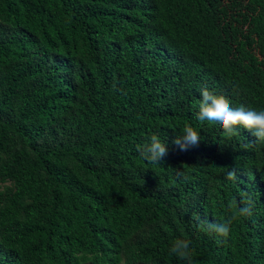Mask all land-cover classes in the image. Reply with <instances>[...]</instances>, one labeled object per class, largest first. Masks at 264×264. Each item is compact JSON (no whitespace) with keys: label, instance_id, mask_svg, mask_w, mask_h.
I'll use <instances>...</instances> for the list:
<instances>
[{"label":"trees","instance_id":"1","mask_svg":"<svg viewBox=\"0 0 264 264\" xmlns=\"http://www.w3.org/2000/svg\"><path fill=\"white\" fill-rule=\"evenodd\" d=\"M204 87L264 110V0H0V264H264V139L197 120Z\"/></svg>","mask_w":264,"mask_h":264},{"label":"clouds","instance_id":"2","mask_svg":"<svg viewBox=\"0 0 264 264\" xmlns=\"http://www.w3.org/2000/svg\"><path fill=\"white\" fill-rule=\"evenodd\" d=\"M199 111L196 113V119L199 121H208L219 123L223 130V136L231 139L240 135V130L244 129L252 133L257 140L264 139V110H255L246 108L244 105L233 107L229 99L223 95H217L207 87L200 92ZM201 140L200 134L190 125H186L182 130L181 136H176L173 143L181 151H186L189 147L197 146ZM139 155L149 163L158 164L162 158L168 154V147L165 141H161L159 136L153 133L149 143L138 148ZM227 179H237V169H227ZM238 216H247L252 212L254 206L252 194L248 191H242ZM236 216L226 218L219 222H208L198 216L195 217L199 227L217 238V244L227 243L231 232V224ZM170 252L178 259L186 261V264H192L194 250L191 248V242L188 240H176Z\"/></svg>","mask_w":264,"mask_h":264}]
</instances>
